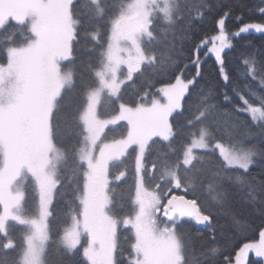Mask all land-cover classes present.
Listing matches in <instances>:
<instances>
[{
    "label": "trees",
    "instance_id": "1",
    "mask_svg": "<svg viewBox=\"0 0 264 264\" xmlns=\"http://www.w3.org/2000/svg\"><path fill=\"white\" fill-rule=\"evenodd\" d=\"M130 1L100 0V10L92 0H74L71 6L76 20L71 48L73 84L58 99L50 120L52 141L64 153L49 218L47 250L52 255V264H87L81 248L68 252L57 245L72 214H77L81 206L79 190L85 179V166L78 158L83 133L77 114L84 104L86 91L97 84L96 74L108 47L111 22ZM178 6L179 15L174 22L154 13L150 37L143 42L144 52L150 60L123 84L117 99L103 102L101 111L110 106L107 112L111 115L121 104L135 106L147 102L158 96L163 87L174 83L178 76L185 80L195 78L185 96L183 111H175L171 116V139L168 142L154 139L147 163L154 166V174L179 168L182 183H192V188L189 186L181 193L189 199L197 198L202 211L212 217L208 227L189 220L180 221L176 227L183 243L185 259L182 264H230L245 243H258L259 233L264 231V154L253 157L256 164L249 174H245L251 178V186L237 182L235 174L242 173L239 169L231 170L235 173L231 182L222 186L216 173L224 171L223 159L214 146L220 143L264 151V127L254 122L248 112L238 110L247 107L240 97L247 99L251 106H262L264 33L250 30L239 37L234 35L244 24L264 23V15L259 12L264 7V0H178ZM10 15L5 10L0 23V64L6 63V40L14 37L13 43L20 47L33 37L28 21L17 22ZM221 18L225 19V31L233 44L222 54L225 73L229 77L227 82L218 62L209 53L214 44L213 37L219 35ZM197 56L202 61L199 77H195ZM252 68H255V76ZM225 94L230 100H225ZM205 103L214 107L204 119L196 121L195 116ZM203 127H208L211 132L209 140L214 150H197V160L187 167L183 163L184 150ZM125 129L124 124L119 123L112 126L106 136L115 137L123 134ZM128 165L133 166L130 162ZM122 184L123 190L119 188L116 192L112 185L110 208L119 220L133 214L135 175L132 171L128 170ZM179 186L177 184L171 190L178 192ZM222 187L227 189L226 197L220 195ZM253 196L257 197L255 201ZM9 233L13 242L11 248L8 247L9 238L0 231V264L19 263L22 229L11 225ZM133 239L130 227H118L116 264H131ZM247 264H264V259L252 253Z\"/></svg>",
    "mask_w": 264,
    "mask_h": 264
},
{
    "label": "rangeland",
    "instance_id": "2",
    "mask_svg": "<svg viewBox=\"0 0 264 264\" xmlns=\"http://www.w3.org/2000/svg\"><path fill=\"white\" fill-rule=\"evenodd\" d=\"M73 1L17 0L24 7L7 10L4 6L8 0H0V23L7 10L13 20L28 21L30 29L40 19L39 12L47 14L50 24L48 44L33 61V92L43 101L39 116L26 110L19 114L15 124L10 125L6 121V116L19 106L21 95L19 90L14 91L12 81L0 74V231L12 242L10 226L21 227L22 248L18 264H24L25 253L30 246L35 247L39 264H52V255L47 250L49 218L64 153L52 141L50 120L58 99L73 84L71 48L76 30L71 9ZM92 2L100 10V0ZM178 7V0H131L124 5L111 22L108 47L96 74L97 84L86 91L84 104L77 114L83 133L78 158L85 166V179L79 190L81 206L77 214H72L57 245L68 252L81 248L87 264H116L117 230L120 225L133 231L131 264H170L173 243L162 237L173 231L183 256V243L177 226L173 227L157 211L163 210L173 197L189 199L181 190L185 191L189 186L192 188V183H182L179 168L154 174L155 168L153 170V165L147 163L154 139L168 142L172 136L171 116L175 111L168 113L165 94L168 85L147 102L135 106L121 104L111 115L107 112L110 106L101 111L107 99H117L123 84L129 82L141 65L150 60L144 52L143 42L150 37L154 13L174 22L179 15ZM38 39L40 37L33 33V37L20 47ZM210 49L209 53L214 56ZM119 123L126 128L123 134L107 137V131ZM221 145L226 151L251 149ZM197 150L202 149H194L196 155ZM128 162L133 166L130 167ZM128 170L135 175L131 202L133 214L119 220L110 209L112 185L115 192L119 188L123 190L122 183ZM172 171L175 177L171 175ZM177 184L180 185L179 191H171ZM153 196L160 199V204L155 207L149 205ZM42 200L47 206V213H42ZM126 220L131 223L126 225ZM185 220L188 219L182 221ZM66 233H72L78 239L74 249L66 246ZM251 254H248L246 264ZM230 264H236V261Z\"/></svg>",
    "mask_w": 264,
    "mask_h": 264
},
{
    "label": "snow or ice",
    "instance_id": "3",
    "mask_svg": "<svg viewBox=\"0 0 264 264\" xmlns=\"http://www.w3.org/2000/svg\"><path fill=\"white\" fill-rule=\"evenodd\" d=\"M5 9L15 10L24 5H20L17 0H8L5 4ZM41 7H44L43 5ZM261 15H264V7L259 9ZM38 15L40 19L35 22L31 31L35 33L40 39L31 41L27 46L17 47L13 41L14 37L9 38L5 41V52L7 55L6 63L0 64V74H3L7 79L11 80L13 83L14 91L19 90L21 95V101L19 106L6 116V121L11 125L15 124L19 114L26 110H31L39 116L43 109L42 98L38 94H34L32 81H33V61L38 58L44 47L48 44V32L50 28L49 20L45 12H39ZM242 19V17H238ZM219 23V35L213 37V40L217 43H214L210 49L211 53L214 54L215 60L219 64V70L223 75L224 81H228L229 77L225 73V60L223 53L225 49H231L233 44L229 40L228 34L225 31V19L221 18L218 21ZM250 30H254L256 33H264V23H247L244 24L239 30L235 31L234 35L239 37L241 34H246ZM199 49H197V52ZM194 63L197 66L195 77L201 75L200 64L202 61L197 56ZM247 64L248 61L245 60ZM251 72L254 75L255 68L251 69ZM70 79V77H69ZM195 83V78H190L188 80L183 79L178 76L175 79L174 83H171L167 87L166 97L168 100V113L173 111H183V102L185 96L189 91L191 85ZM264 83V81H262ZM225 100H230V97L225 94ZM243 101V104L247 107L238 108L240 112H248L252 120L261 127H264V100H261V107H254L249 104V101L243 97H240ZM207 102V98H205ZM211 103H205L204 108L195 116V120L199 121L204 119L205 116L209 115L210 110L213 109ZM192 121H189L191 124ZM170 133V128H169ZM211 132L208 127L200 128L199 134L196 135L194 139L191 140L190 146L187 147L184 152V163L187 165L193 164L197 160V155L194 152V149H203L206 151H213L212 143L209 140ZM167 139V135H165ZM215 149L220 150V155L223 156V168L224 171L221 173H216V176L219 178L218 182L223 186L226 183H230L232 180L233 173L231 170L239 169L242 170L241 174H235L236 180L240 184L247 183L251 186V178L245 174L250 173V169L255 166L256 161L253 157H258L264 154V151L257 152L255 150H233L226 151L220 143L215 144ZM175 177V173H171ZM187 191V188H185ZM8 195H11L8 193ZM220 195L222 197L227 196V189L222 187ZM257 199L256 196H253V200ZM160 204L159 197L153 196L149 200V205L155 207ZM42 213H47V206L44 205L42 200ZM165 216L167 220L173 225V227L178 226L180 221L188 219L194 221L198 225H210L212 222V217L209 214H205L201 207L198 204L197 198L193 197L186 199L185 197L175 198L173 197L168 201L167 206L164 209ZM131 221L126 220L125 224H130ZM162 238L173 243L171 250L170 264H181L185 259L180 254V246L177 240V237L174 233H168ZM66 246L69 249H74L79 243L72 233H66L64 237ZM12 242H8V247L11 248ZM215 251V249H213ZM249 253H254L255 257L264 259V231L259 233V242L258 243H245L243 247L239 250V255L235 257L236 264H246L247 257ZM92 252L89 251V257L91 258ZM24 264H39V256L34 246H30L29 250L25 253ZM135 264V262H133Z\"/></svg>",
    "mask_w": 264,
    "mask_h": 264
},
{
    "label": "water",
    "instance_id": "4",
    "mask_svg": "<svg viewBox=\"0 0 264 264\" xmlns=\"http://www.w3.org/2000/svg\"><path fill=\"white\" fill-rule=\"evenodd\" d=\"M180 197H184V196H179L178 198H180ZM185 198H186V197H185ZM186 199H187V198H186ZM166 206H167V205H166ZM166 206H165V207H166ZM165 207H164V209H165ZM164 209H163V210H162V209L158 210L157 213L160 214L161 217H162L163 219H167L166 216H165ZM197 225H198V224H197ZM200 226L208 227L209 225H200Z\"/></svg>",
    "mask_w": 264,
    "mask_h": 264
},
{
    "label": "flooded vegetation",
    "instance_id": "5",
    "mask_svg": "<svg viewBox=\"0 0 264 264\" xmlns=\"http://www.w3.org/2000/svg\"><path fill=\"white\" fill-rule=\"evenodd\" d=\"M171 190V189H170ZM172 191V190H171Z\"/></svg>",
    "mask_w": 264,
    "mask_h": 264
}]
</instances>
